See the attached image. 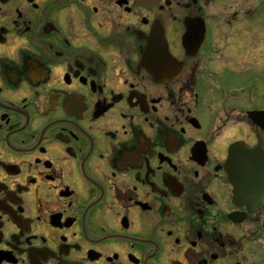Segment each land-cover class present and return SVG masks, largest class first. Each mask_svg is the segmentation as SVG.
Returning <instances> with one entry per match:
<instances>
[{
	"label": "flooded vegetation",
	"instance_id": "obj_1",
	"mask_svg": "<svg viewBox=\"0 0 264 264\" xmlns=\"http://www.w3.org/2000/svg\"><path fill=\"white\" fill-rule=\"evenodd\" d=\"M260 2L0 0V264H264Z\"/></svg>",
	"mask_w": 264,
	"mask_h": 264
},
{
	"label": "rangeland",
	"instance_id": "obj_2",
	"mask_svg": "<svg viewBox=\"0 0 264 264\" xmlns=\"http://www.w3.org/2000/svg\"><path fill=\"white\" fill-rule=\"evenodd\" d=\"M247 4H249V9L253 8V3L252 1L248 2ZM258 5H263L264 6V0H261V2ZM247 9H248V5H246ZM250 26H248L249 28H254L253 33H255L256 37H255V41L264 44V36L262 38V33L264 30V11L259 10V8L257 7L256 10H253L252 12V18L249 20ZM256 25H253V24ZM247 27V26H246ZM257 29V31H255ZM250 53L252 54V57L256 56V51H250ZM247 54V53H246ZM257 57H255L256 59ZM251 59V58H250ZM248 82V79H246V83ZM246 91H250V84L248 82V84H246Z\"/></svg>",
	"mask_w": 264,
	"mask_h": 264
},
{
	"label": "water",
	"instance_id": "obj_3",
	"mask_svg": "<svg viewBox=\"0 0 264 264\" xmlns=\"http://www.w3.org/2000/svg\"><path fill=\"white\" fill-rule=\"evenodd\" d=\"M248 151H246V156L248 155ZM251 156H253V153H250ZM241 156H243V149L242 146L236 145L230 153V162L231 165L235 166V167H239L242 165V161H241ZM247 180V178H246Z\"/></svg>",
	"mask_w": 264,
	"mask_h": 264
}]
</instances>
